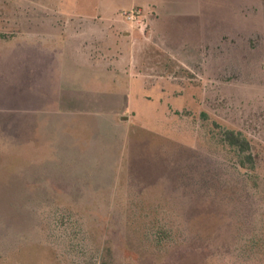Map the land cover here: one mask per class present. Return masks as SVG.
<instances>
[{
    "label": "rangeland",
    "instance_id": "374dc122",
    "mask_svg": "<svg viewBox=\"0 0 264 264\" xmlns=\"http://www.w3.org/2000/svg\"><path fill=\"white\" fill-rule=\"evenodd\" d=\"M0 264H264V0H0Z\"/></svg>",
    "mask_w": 264,
    "mask_h": 264
},
{
    "label": "crops",
    "instance_id": "0c3cea01",
    "mask_svg": "<svg viewBox=\"0 0 264 264\" xmlns=\"http://www.w3.org/2000/svg\"><path fill=\"white\" fill-rule=\"evenodd\" d=\"M75 14V15H79L78 11H70L69 13ZM84 16V15H83ZM87 17H90L92 20L94 19H101L104 20L105 22H97L99 24V27L101 28H97V33H95V38H84L82 32H79L78 34L76 33L75 28L72 26V24H68L65 26L64 29V33L62 36V43H63V51L62 54L59 56L60 59L56 60L54 62L59 63L60 61H64V60H69L72 63L77 62L80 63L82 66L84 65V68L90 69L87 70L85 72V74L83 75V78L85 81H82L79 85L81 91L84 89V87L87 85V83H89L90 79L94 77V79H97L99 77V75H103L105 73H108L109 76L111 77L112 80H116L117 78H120L122 76V74H118V71L113 70V69H109V67H105L103 66V62L105 63V58L98 56L97 54H94L91 52V50L93 48H95V44L96 42H98V40H100V38H111L112 34H111V29H110V23L113 22L115 15L112 18H107L105 17L106 15L104 13H102L100 8H96L94 11L93 15H86ZM159 15L154 14V18L152 19V24H153V28L154 31L152 33H150L148 35V38L151 39L153 42L159 43V41L161 40L160 38L158 39L157 37V33L154 35V32H156L155 29V23L159 21ZM97 25V24H96ZM112 63H121V60H116L114 57L109 56ZM108 58V60H109ZM102 77V76H101ZM60 85H64V84H60ZM142 89V87L140 88V90ZM70 94L73 95V91L70 90ZM131 91L133 97H134V101H138V98L136 97L137 92L136 89L129 87V92ZM102 97H100V99L102 101H104L103 99V95H101ZM112 97V96H111ZM99 98L98 95H96L94 101H97ZM116 101L120 100V97H115ZM129 99V98H128ZM73 99H71L69 102H72ZM86 100L88 101V98H81L79 101L82 102H86ZM77 100H75L74 102H76ZM93 101V102H94ZM120 102V101H119ZM128 102V100H127ZM133 102V103H135Z\"/></svg>",
    "mask_w": 264,
    "mask_h": 264
},
{
    "label": "trees",
    "instance_id": "16d2710c",
    "mask_svg": "<svg viewBox=\"0 0 264 264\" xmlns=\"http://www.w3.org/2000/svg\"><path fill=\"white\" fill-rule=\"evenodd\" d=\"M222 137L224 143L241 158L242 166L252 162V157L249 153L250 144L246 136L234 130H224Z\"/></svg>",
    "mask_w": 264,
    "mask_h": 264
},
{
    "label": "built area",
    "instance_id": "2783aa9c",
    "mask_svg": "<svg viewBox=\"0 0 264 264\" xmlns=\"http://www.w3.org/2000/svg\"><path fill=\"white\" fill-rule=\"evenodd\" d=\"M136 15L137 13L134 12V10L130 12H123V16L127 22H133L135 19H137L138 17Z\"/></svg>",
    "mask_w": 264,
    "mask_h": 264
}]
</instances>
